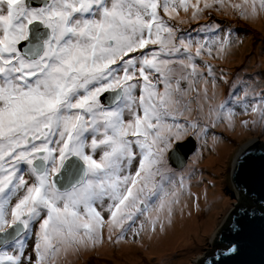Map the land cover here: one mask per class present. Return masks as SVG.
I'll return each instance as SVG.
<instances>
[{
    "label": "snow or ice",
    "instance_id": "6c2138e0",
    "mask_svg": "<svg viewBox=\"0 0 264 264\" xmlns=\"http://www.w3.org/2000/svg\"><path fill=\"white\" fill-rule=\"evenodd\" d=\"M214 12L255 21L264 0H0V264H69L199 209L181 142L264 127V89L212 62L235 43L198 23Z\"/></svg>",
    "mask_w": 264,
    "mask_h": 264
},
{
    "label": "rangeland",
    "instance_id": "374dc122",
    "mask_svg": "<svg viewBox=\"0 0 264 264\" xmlns=\"http://www.w3.org/2000/svg\"><path fill=\"white\" fill-rule=\"evenodd\" d=\"M180 17H185L183 10H180ZM208 22L222 23L233 31L235 43L231 53L234 55L230 54L226 60L212 61L228 73L229 83L239 77L257 84L258 91L264 89V16L247 21L235 15L214 12L211 21L198 23ZM194 26L183 25L184 28ZM222 91L221 99L228 96L229 86L222 85ZM251 118L238 115L235 131L226 130L223 126L210 130L209 139L216 135L222 141L220 150L215 149L209 139L206 144L195 140L197 147L194 152L199 150L204 155L195 165L196 174L191 182V191L199 196V209L193 205L192 199H188V209L183 215L176 214L179 219L177 231L160 244L166 253L161 256L151 254L148 252L151 247L147 244L140 246L139 239L134 241L129 235L125 242L118 245L105 240L102 246L70 256L69 264H203L214 252L218 245L215 241L221 231L230 225L235 211L245 208L248 203L233 186L232 172L246 144L260 141L264 145V127L239 126L240 120ZM189 138L192 137L188 136L182 142ZM207 154L211 157L210 161ZM191 158L192 155L188 160L190 165ZM189 211L191 215H188Z\"/></svg>",
    "mask_w": 264,
    "mask_h": 264
},
{
    "label": "water",
    "instance_id": "95a60500",
    "mask_svg": "<svg viewBox=\"0 0 264 264\" xmlns=\"http://www.w3.org/2000/svg\"><path fill=\"white\" fill-rule=\"evenodd\" d=\"M181 143L185 145L181 148V153L186 152L189 160L197 144L192 138ZM169 163L173 168L180 169L172 160ZM232 181L240 195L254 199L255 206L252 210L245 207L235 211L230 225L221 231L215 241L218 245L207 259H212L217 264L216 255L236 243L238 253L221 256L219 264H264V145L260 141L253 145L246 144L241 151L233 168ZM257 205H261L263 210L257 208Z\"/></svg>",
    "mask_w": 264,
    "mask_h": 264
},
{
    "label": "bare ground",
    "instance_id": "6f19581e",
    "mask_svg": "<svg viewBox=\"0 0 264 264\" xmlns=\"http://www.w3.org/2000/svg\"><path fill=\"white\" fill-rule=\"evenodd\" d=\"M231 54L234 55V53H231ZM209 143L212 144L214 146V148L217 149V150H220L221 147H222V144H221L222 141L219 140V139L215 143H213L212 139H209ZM251 145H253V144H251ZM202 154H200V157H199V160L198 161H200L202 159V157L204 156ZM207 157H208V161H210L211 157H210L209 154H207ZM187 204H188V207H189V202L188 201H187ZM188 207L185 208L184 211L186 209H188ZM177 213H179V211ZM178 226H179V219H177V217H175V223H174V225L171 226L170 228H168L166 230V232H164V233H157L155 236H153L150 239L148 237H145L142 241L139 242V245L140 246H145V244H147L148 247H151V250L148 251L149 253L155 254L157 256H161L164 253H166L165 252V249L163 247L161 248V245H160L161 244V241L164 240L165 238L170 239V237L173 236L175 234V232L177 231ZM107 253H109V252H107Z\"/></svg>",
    "mask_w": 264,
    "mask_h": 264
},
{
    "label": "trees",
    "instance_id": "16d2710c",
    "mask_svg": "<svg viewBox=\"0 0 264 264\" xmlns=\"http://www.w3.org/2000/svg\"><path fill=\"white\" fill-rule=\"evenodd\" d=\"M242 196H244L243 194H242ZM245 197V196H244ZM246 198V197H245ZM246 200V203H247V205H245V207H247V208H249L250 210H252L253 209V207L255 206L254 205V199L252 198V199H245ZM257 208H261L262 210H263V208H262V206L261 205H257L256 206Z\"/></svg>",
    "mask_w": 264,
    "mask_h": 264
}]
</instances>
